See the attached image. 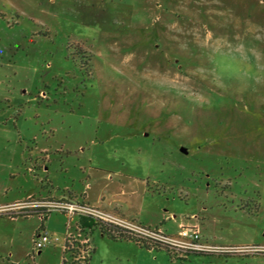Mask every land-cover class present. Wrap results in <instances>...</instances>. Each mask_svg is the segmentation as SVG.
I'll return each instance as SVG.
<instances>
[{
	"label": "rangeland",
	"instance_id": "rangeland-1",
	"mask_svg": "<svg viewBox=\"0 0 264 264\" xmlns=\"http://www.w3.org/2000/svg\"><path fill=\"white\" fill-rule=\"evenodd\" d=\"M91 168L158 185L135 206L175 215L169 235L185 219L211 246L261 250L153 249L97 227L87 243L52 208L72 242L34 256L42 219L16 215L49 207L20 201L0 211V264H264V0H0V205L82 191Z\"/></svg>",
	"mask_w": 264,
	"mask_h": 264
},
{
	"label": "crops",
	"instance_id": "crops-1",
	"mask_svg": "<svg viewBox=\"0 0 264 264\" xmlns=\"http://www.w3.org/2000/svg\"><path fill=\"white\" fill-rule=\"evenodd\" d=\"M43 161L36 164L38 168H41L44 173L47 172L48 167L46 166V158L42 159ZM85 169V168H84ZM99 173L96 172L93 173L92 168L88 170L87 175L85 177V187L83 188L82 191H76L73 189H70L68 186L65 187V190L58 194L54 193L51 190L43 189L42 193H28L26 196L19 195L17 197H14L12 201H9L7 203H2L0 206L3 205H9V204H14L20 201H26L30 198L36 197L38 199H44L47 200L48 202H59V201H79V202H85L88 203L96 208H99L101 210L107 211V212H112L120 217L130 220V221H135L140 224H143L144 226H149V227H158L161 231L168 233L166 225L163 223L166 219H171L173 216L171 212L170 213H164L160 212L159 217L155 220L154 216L151 218L148 216H144V208L143 206L138 207L135 206V197L137 195H147V194H159V191L157 189L158 185L152 186L148 183H141V182H136L137 179L135 177H126L125 179H128L126 183L121 181H117L114 176H112L111 173L104 174L102 170L98 169ZM99 174V175H98ZM125 176V175H121ZM45 181L47 180L44 179ZM116 180V181H115ZM118 183V184H117ZM128 183H133V187H129L130 184ZM42 187H44L42 185ZM130 188V189H127ZM151 194V195H152ZM123 201V203H122ZM125 201V202H124ZM129 204L126 206V204ZM54 209H49L47 210L46 208H35L32 209L30 212L27 213V215H16V216H33V215H38L37 213L39 212H45L46 217L40 220V223H38L33 231L32 235L38 234L39 232H47L51 236V240L49 243H54L55 247H57V243H61V239L56 236L58 239L56 240L50 229V226L48 225V218H51V212ZM64 216L68 217V215L61 211ZM33 212V213H32ZM39 216V215H38ZM73 218L74 221V227L73 229L75 230L78 227V223L80 222V215L75 214L71 219ZM153 218V219H152ZM70 219V220H71ZM196 223L194 222H189L186 221L185 219H181L179 222V228H181L183 225H195ZM197 225V224H196ZM68 228V224H67ZM87 232V228L85 229ZM180 229H178L179 231ZM65 237L62 239L61 246L58 247L60 252L65 251ZM129 242L135 243L134 241L129 240ZM69 247V246H68ZM41 253V252H40Z\"/></svg>",
	"mask_w": 264,
	"mask_h": 264
},
{
	"label": "built area",
	"instance_id": "built-area-1",
	"mask_svg": "<svg viewBox=\"0 0 264 264\" xmlns=\"http://www.w3.org/2000/svg\"><path fill=\"white\" fill-rule=\"evenodd\" d=\"M27 201V200H26ZM33 207H49V211L54 208L56 210H61L65 212L67 215L72 216L73 214H81L85 216H89L93 218L95 221H104L116 224L125 229L131 230L139 236L151 239L154 242H161L165 246H167L170 250H181L182 252L194 250V251H260L255 246L249 247H217L211 246L202 241L201 231L198 225H183L176 235H169L160 229H155L147 226H143L141 224L136 223L135 221L126 220L124 218L117 217L107 211L96 208L88 203L79 202V201H59V202H47L46 204L43 202H33L31 205ZM9 204L0 206V211H10L14 209L18 204ZM22 207V206H20ZM45 213V212H44ZM43 212H39V216L41 219H44L45 216H42ZM46 215V214H45ZM79 227V226H78ZM80 229V228H79ZM65 236V245L67 248L69 243L72 242V237ZM58 239L57 237L55 238ZM51 240V236L47 232H39L34 235L33 238V247L31 251V255L39 253L42 249L49 243ZM85 242H89V238H84ZM264 249V248H262Z\"/></svg>",
	"mask_w": 264,
	"mask_h": 264
},
{
	"label": "trees",
	"instance_id": "trees-1",
	"mask_svg": "<svg viewBox=\"0 0 264 264\" xmlns=\"http://www.w3.org/2000/svg\"><path fill=\"white\" fill-rule=\"evenodd\" d=\"M33 213V212H32ZM39 215V213H37ZM80 215V222L78 223V226L80 228L81 231L85 232L87 227H97L101 230V232L105 235H108L110 238L117 240H132L135 241L136 243H138L141 246H145L148 248H153V249H166L168 251H170V249L165 246L163 243L161 242H154L151 239L142 237L137 235L136 233H134L131 230L125 229L121 226H118L116 224L110 223V222H104V221H95L93 218L89 217V216H85V215ZM143 225V224H141ZM144 226V225H143ZM149 227V226H147ZM151 228H155V229H159L158 227H151ZM85 235L89 238L90 240V233L89 232H85ZM91 251H94L93 246L90 247V249L88 250L87 256L85 258V261L87 262L89 257H90V253ZM64 262V260H63Z\"/></svg>",
	"mask_w": 264,
	"mask_h": 264
},
{
	"label": "water",
	"instance_id": "water-1",
	"mask_svg": "<svg viewBox=\"0 0 264 264\" xmlns=\"http://www.w3.org/2000/svg\"><path fill=\"white\" fill-rule=\"evenodd\" d=\"M181 150H182V151H186V149H185V148H183V147H182V149H181Z\"/></svg>",
	"mask_w": 264,
	"mask_h": 264
}]
</instances>
